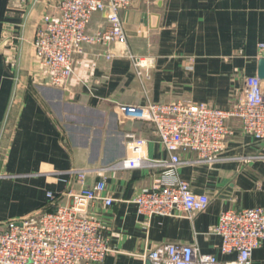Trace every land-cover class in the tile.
<instances>
[{
	"label": "crops",
	"instance_id": "obj_1",
	"mask_svg": "<svg viewBox=\"0 0 264 264\" xmlns=\"http://www.w3.org/2000/svg\"><path fill=\"white\" fill-rule=\"evenodd\" d=\"M57 1L0 0V228L70 204L69 193L104 180L103 197L113 202L96 201L88 209L112 250L102 264H145L143 256L166 244L194 245L219 262L233 260L210 233L219 215L264 209V140L244 134L239 120H228L231 134L217 163L177 170V179L210 201L189 218L138 215L133 198L162 180L163 170L105 168L126 158L128 134L145 141L149 160L168 159L154 127L123 118L119 107L184 101L229 110L239 101L245 79L258 77L264 59V0H133L120 17L124 47L149 63L143 78L129 58L106 59L123 47L85 46L63 89L46 83L32 46ZM104 25L98 13L89 29ZM181 158L194 161L196 155ZM251 264H264V246L253 251Z\"/></svg>",
	"mask_w": 264,
	"mask_h": 264
},
{
	"label": "built area",
	"instance_id": "obj_2",
	"mask_svg": "<svg viewBox=\"0 0 264 264\" xmlns=\"http://www.w3.org/2000/svg\"><path fill=\"white\" fill-rule=\"evenodd\" d=\"M133 0H58L55 12L45 15L33 40L36 67L54 88H65L73 76V63L85 46L108 48L121 46L114 57L129 58L137 76L143 78L149 67L126 49L127 37L120 13ZM103 14L105 25L95 31L89 24L95 14ZM122 117L151 124L168 159L151 161L144 153L145 141L128 134L126 158L112 164L111 170H163L150 190H142L132 200L138 215L150 220L154 216L191 217L206 210L209 198L195 194L190 186L177 179V170L188 163H217L224 142L231 134L230 119L240 121L244 134L256 141L264 140V84L258 77L245 79V92L229 110L205 104L175 101L148 103L135 108L119 107ZM131 111V112H129ZM131 113V115H128ZM194 153L196 160L186 161L181 154ZM104 169V170H105ZM86 174H79L84 181ZM104 180L91 188L69 193L70 204L36 213L0 228V264H102L112 251L102 237V226L88 213L89 206L102 202L110 206L111 197H103ZM52 201L53 196L48 194ZM211 234L220 237L223 255L233 260L219 262L202 254L194 245L166 244L143 256L152 264H251L254 250L264 246V209L251 208L222 212Z\"/></svg>",
	"mask_w": 264,
	"mask_h": 264
},
{
	"label": "water",
	"instance_id": "obj_3",
	"mask_svg": "<svg viewBox=\"0 0 264 264\" xmlns=\"http://www.w3.org/2000/svg\"><path fill=\"white\" fill-rule=\"evenodd\" d=\"M135 5V4H134ZM258 78L264 81V59L259 61V74ZM145 264H152L149 260H146Z\"/></svg>",
	"mask_w": 264,
	"mask_h": 264
}]
</instances>
